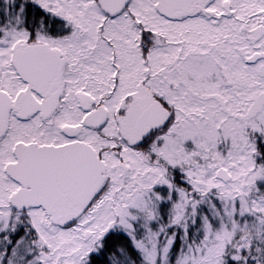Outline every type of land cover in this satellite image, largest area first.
Here are the masks:
<instances>
[{
    "label": "snow or ice",
    "instance_id": "1",
    "mask_svg": "<svg viewBox=\"0 0 264 264\" xmlns=\"http://www.w3.org/2000/svg\"><path fill=\"white\" fill-rule=\"evenodd\" d=\"M0 264H264V0H0Z\"/></svg>",
    "mask_w": 264,
    "mask_h": 264
}]
</instances>
